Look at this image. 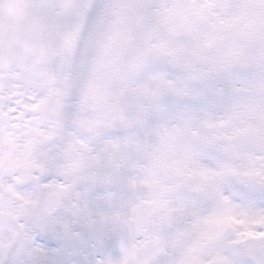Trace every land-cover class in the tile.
<instances>
[{
    "label": "snow or ice",
    "instance_id": "snow-or-ice-1",
    "mask_svg": "<svg viewBox=\"0 0 264 264\" xmlns=\"http://www.w3.org/2000/svg\"><path fill=\"white\" fill-rule=\"evenodd\" d=\"M0 264H264V0H0Z\"/></svg>",
    "mask_w": 264,
    "mask_h": 264
},
{
    "label": "clouds",
    "instance_id": "clouds-1",
    "mask_svg": "<svg viewBox=\"0 0 264 264\" xmlns=\"http://www.w3.org/2000/svg\"><path fill=\"white\" fill-rule=\"evenodd\" d=\"M0 151H3V147L2 146H0Z\"/></svg>",
    "mask_w": 264,
    "mask_h": 264
}]
</instances>
